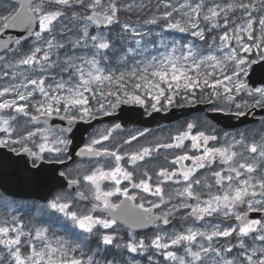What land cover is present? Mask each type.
Returning <instances> with one entry per match:
<instances>
[{
	"label": "snow or ice",
	"instance_id": "1",
	"mask_svg": "<svg viewBox=\"0 0 264 264\" xmlns=\"http://www.w3.org/2000/svg\"><path fill=\"white\" fill-rule=\"evenodd\" d=\"M0 150V264H264V0H0Z\"/></svg>",
	"mask_w": 264,
	"mask_h": 264
},
{
	"label": "water",
	"instance_id": "2",
	"mask_svg": "<svg viewBox=\"0 0 264 264\" xmlns=\"http://www.w3.org/2000/svg\"><path fill=\"white\" fill-rule=\"evenodd\" d=\"M258 68L259 66H254ZM260 79V73L254 72L252 74L250 83L253 81H258ZM259 83H256V86H258ZM126 107V111L123 113L124 115V124L125 129L132 128L135 126H147V127H154L159 124H163L166 122H173L176 121L182 117L188 116L190 114H193L195 112L206 110V105H198L195 108H174L169 113H160V114H154L153 117H147V116H141L140 113L142 112V109L139 108H130L128 106ZM259 110H257L258 112ZM207 115L212 118L218 125L226 128L231 129L235 126H239L248 122H251L253 119L252 117L248 116L246 118H240L237 119L235 117L225 116L222 114L217 113H211L207 112ZM116 119L115 117L111 118H103L100 121L93 122L95 125L98 123L108 121L111 123L112 120ZM121 122V121H119ZM57 124H60L62 122L56 121ZM87 127V126H84ZM83 127L80 129V132H83ZM80 132L77 133V136L80 135ZM2 151V150H0ZM55 182L53 184H50L47 187L44 188H35L32 186H24L21 187L14 179L8 178L7 180L0 181V188L1 190L9 195L15 196V197H36L42 200L43 197L48 196L50 191L55 190L54 188Z\"/></svg>",
	"mask_w": 264,
	"mask_h": 264
},
{
	"label": "flooded vegetation",
	"instance_id": "3",
	"mask_svg": "<svg viewBox=\"0 0 264 264\" xmlns=\"http://www.w3.org/2000/svg\"><path fill=\"white\" fill-rule=\"evenodd\" d=\"M204 116H206L209 120H211L214 124H216L207 115V112L205 110H202V111L196 112V113H194L192 115L180 118L179 120H177L175 122L163 123V124L157 125L156 127H152V128H149V127H146V126H137V127H134V128H131V129H126V130H132V129H137V128H149V129H151L153 131L154 134L159 135L162 132L166 133L167 130L177 127L179 124H181L185 120H190V119H192L194 117H204ZM108 124H110V123L103 122V123L97 124L96 127H101L102 125H108ZM216 126L219 129H222V130H225V131H230V132L244 131L245 129H250V128H253V127H257V125L254 124L253 120L251 122H248V123H245V124H242V125H239V126H235V127H233V129H225V128L217 125V124H216ZM69 165L71 166V162H69ZM56 190H58V189H56ZM0 195H4V196L8 197L9 199H15L17 201L26 202V203H32V202H40V203H42L43 202V200H41L39 198H36V197H32V198H30V197L29 198H18V197H14V196H9L7 194H4L1 191V189H0Z\"/></svg>",
	"mask_w": 264,
	"mask_h": 264
},
{
	"label": "rangeland",
	"instance_id": "4",
	"mask_svg": "<svg viewBox=\"0 0 264 264\" xmlns=\"http://www.w3.org/2000/svg\"><path fill=\"white\" fill-rule=\"evenodd\" d=\"M133 19H135V17H133ZM176 35H179V34H176Z\"/></svg>",
	"mask_w": 264,
	"mask_h": 264
}]
</instances>
